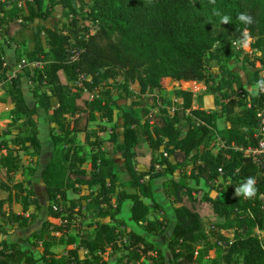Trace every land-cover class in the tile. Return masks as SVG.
I'll use <instances>...</instances> for the list:
<instances>
[{
	"label": "trees",
	"instance_id": "obj_1",
	"mask_svg": "<svg viewBox=\"0 0 264 264\" xmlns=\"http://www.w3.org/2000/svg\"><path fill=\"white\" fill-rule=\"evenodd\" d=\"M28 27L32 49L15 47L7 64L6 48ZM182 81L205 84L217 110ZM0 86V102L12 105L0 170L7 181L24 176L0 184L8 192L0 218L16 232L11 239L0 225V264H194L211 249L222 264H264L256 234L264 231V163L243 153L262 138L264 0H0ZM168 86L170 99L161 95ZM145 93L160 102L153 114L140 103ZM23 156L44 163L42 197ZM249 177L254 195L237 194ZM78 187L87 193L68 198ZM6 202L21 212H5ZM76 214L93 220L92 230L69 235L57 255L52 247Z\"/></svg>",
	"mask_w": 264,
	"mask_h": 264
},
{
	"label": "rangeland",
	"instance_id": "obj_2",
	"mask_svg": "<svg viewBox=\"0 0 264 264\" xmlns=\"http://www.w3.org/2000/svg\"><path fill=\"white\" fill-rule=\"evenodd\" d=\"M18 37V36H17ZM22 38V39H21ZM21 38L18 37V41H17V44H15L14 42H12L10 44V47L6 48V58H7V61L8 63H13L15 61V52H14V49L15 47H17L18 51L19 52H22L23 51V47L24 45L26 46V42H29L27 41V38L23 35L21 36ZM23 57V56H21ZM25 60V59H23ZM15 63V62H14ZM13 65V64H12ZM11 65V66H12ZM180 85L183 89H186V90H192L193 93H196V96H197V100L199 102H202V97L204 95H210V97L213 96V94H211L207 89H206V85L203 84L202 82H192V83H181L180 82ZM1 87V86H0ZM131 88L138 92L139 91V87L137 84H133L131 86ZM2 92H1V89H0V98L2 97ZM161 95H164L166 98H172V94H171V88L170 86L167 87V90L165 91H162L161 92ZM24 97L25 99L27 100V102L29 104H33L34 102V99L31 95V93L29 92V90L26 88V90L24 91ZM200 98V99H199ZM155 98H153V95L152 94H148V93H145V94H142L140 96V103L142 104L143 107H145L146 109L148 108L149 109V112L151 114L155 113L157 110H158V104L160 103L158 100H154ZM141 106H136L135 109L137 111H141ZM148 117V115H147ZM146 117V118H147ZM145 118L142 119V121L144 120ZM11 121V109L9 108V105L8 104H4L2 102H0V129H5L7 128L8 126V123ZM90 129H95V127L91 126ZM108 134H109V131H106L105 133H103V138L107 137L108 138ZM104 138V139H105ZM79 139L80 141L83 142L84 144V151L86 154H89L91 152V146L85 144V140L79 136ZM22 162L24 164V175L26 177L28 176H34V175H37L38 174V168H34L32 162L29 161L28 158H25L24 156L22 157ZM84 167H88L89 166V162L87 161L84 165ZM34 169V171L32 172V174L30 175V171ZM23 175L22 174H16L15 176H13L11 178V180L7 181V178H6V174L4 172V170H0V184L1 183H7L8 185H10V187L12 185H14V183H16L17 181H19L21 179ZM24 177V176H23ZM33 178V177H32ZM69 195L75 197V196H79V195H82V193H87V190L85 188H80L78 187V191H68ZM8 195V192L4 189H1L0 188V200L2 201H5L6 197ZM3 210L5 212H21V206L20 205H16V204H13L11 203V205H7L4 204V206H2ZM1 216V215H0ZM3 220L0 218V225L4 228V230L7 231V233H9L10 235V238L11 239H15L16 238V232L14 230L15 226H12V225H9V224H5L2 222ZM93 220H91L90 218H83L81 215L79 214H76L74 215L73 217V221L71 222L70 224V229H68L63 238H62V242L61 243H56L53 247H52V250L57 254V255H62L64 253V248H65V242H66V239L68 238L69 235H76L78 232L79 233H82L84 231H91L92 230V227L88 226V223L89 222H92ZM101 221H106V222H111V223H114V221L110 220L109 218H105V219H102ZM93 223V222H92ZM117 223V222H116ZM206 224V229H208V224L207 222H205ZM6 233V234H7ZM225 234L228 236V237H232L233 236V231L232 230H229V231H225ZM256 234L259 236V238L263 239L264 238V231L262 230H256ZM53 235L59 239L60 237V233L58 232H53ZM125 237L122 236L120 239V242L122 243L123 242V239ZM107 254H105L104 257H106ZM220 258V254H219V250H216V249H211L209 250V252L207 253V255H205L203 258H201V260H198L196 261L194 264H217L218 262L222 264L221 262V259ZM218 263V264H219ZM236 264H241L240 261H238Z\"/></svg>",
	"mask_w": 264,
	"mask_h": 264
},
{
	"label": "crops",
	"instance_id": "obj_3",
	"mask_svg": "<svg viewBox=\"0 0 264 264\" xmlns=\"http://www.w3.org/2000/svg\"><path fill=\"white\" fill-rule=\"evenodd\" d=\"M25 36L26 38H27V41H29V42H26V46H27V48L28 49H32V47H33V42H32V35H33V31H32V28H30V27H28V28H25V29H23V30H21V31H19L18 33H17V35H16V41H18V37L19 38H21V36ZM18 36V37H17ZM22 39V38H21ZM19 42V41H18ZM15 43V42H14ZM15 44H17V43H15ZM6 60H7V58H6ZM6 63L7 64H9L8 63V61H6ZM24 79V78H23ZM192 82H194L195 83V81H182L181 83H192ZM0 89H1V92H2V94L4 95V90L0 87ZM190 90V89H189ZM190 91H192V90H190ZM193 92V91H192ZM3 95H2V97H3ZM193 95H194V99L195 100H197V96H196V93H193ZM200 99V98H199ZM202 104H203V106H204V108L207 110V111H213V110H217V107L215 106V104H214V102H213V96L212 97H210V95H204L203 97H202V102H201ZM4 104H6V103H4ZM8 105H9V108L10 109H12V105L11 104H9V103H7ZM97 115V114H96ZM98 116V115H97ZM216 124H217V127L219 128V129H223V128H225V127H227L228 126V123L226 122V120H225V118L224 117H221V118H218L217 119V122H216ZM79 136H81L83 139H84V136H85V133H83V132H80V133H78L77 134V136H76V138H77V141L80 143V144H83V142L82 141H80V139H79ZM105 138V137H104ZM107 138V137H106ZM105 138V139H106ZM216 150H217V148H215L214 149V152H216ZM45 151V150H44ZM47 153V152H46ZM46 153L44 154L45 156H46ZM48 155V154H47ZM29 161L30 162H32L30 159H29ZM32 164H33V166H34V168H38L37 170H38V174L37 175H34L33 176V184H34V188H35V190H36V193H37V195L38 196H44L45 195V191H44V187L41 185V183H40V174H41V170L43 169V167H44V163H43V161L41 160V162L39 163V164H35L34 162H32ZM85 169L86 170H89L90 169V162H89V166L88 167H85ZM116 170L120 173V176H121V179H122V181H126V180H128V177H127V175H126V173H125V171H124V168H123V166H122V164L120 163V162H118V164H117V168H116ZM2 171H3V169H2ZM1 188V187H0ZM155 188L157 189V191H160V186H155ZM2 189V188H1ZM69 191H71V190H69ZM78 191V190H77ZM74 192V191H73ZM83 194V193H82ZM157 194V193H156ZM158 195V194H157ZM67 196H68V198H70V199H73V198H76V197H78V196H75V197H73V196H71V195H69V193L67 192ZM158 200H159V202H165L166 203V206L168 205V203H167V201L164 199V198H162V197H158ZM144 201L146 202V203H148V204H151V201L149 200V199H144ZM7 203V202H6ZM6 203H4V204H6ZM4 204H3V206H4ZM13 204H16V205H19V204H17V203H13ZM8 205V204H7ZM9 206V205H8ZM2 210H3V208H2ZM16 213H19V212H16ZM122 216V213L120 214V217ZM223 233H225V231H223Z\"/></svg>",
	"mask_w": 264,
	"mask_h": 264
},
{
	"label": "built area",
	"instance_id": "obj_4",
	"mask_svg": "<svg viewBox=\"0 0 264 264\" xmlns=\"http://www.w3.org/2000/svg\"><path fill=\"white\" fill-rule=\"evenodd\" d=\"M96 26H91L90 31L94 32ZM23 65H25V61L22 60L20 63L16 64L12 68L8 69L6 71L7 78H12L16 76L17 72H20L22 70ZM35 67H40L41 64L39 62L34 63ZM261 116V115H260ZM148 122L152 123V116H148ZM260 131L262 133V138L259 140L258 147L255 148H247V149H241L243 150V153L245 155H249L252 157L253 161L256 162L258 165H262L264 163V119L262 118L260 121ZM219 173L222 174L221 169H219ZM220 245L221 243L218 242Z\"/></svg>",
	"mask_w": 264,
	"mask_h": 264
},
{
	"label": "clouds",
	"instance_id": "obj_5",
	"mask_svg": "<svg viewBox=\"0 0 264 264\" xmlns=\"http://www.w3.org/2000/svg\"><path fill=\"white\" fill-rule=\"evenodd\" d=\"M239 18L241 20H246L248 22H251V17L246 16L244 14H241V16ZM223 22L224 23L228 22V17L227 16H225L223 18ZM254 183H255L254 179L249 177L247 179V182L244 185H242L240 188L236 189V193L237 194H241L242 193L245 197L253 196L254 192H255Z\"/></svg>",
	"mask_w": 264,
	"mask_h": 264
}]
</instances>
